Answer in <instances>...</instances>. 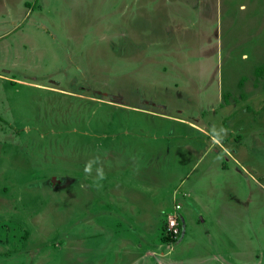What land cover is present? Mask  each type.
<instances>
[{
    "label": "rangeland",
    "instance_id": "374dc122",
    "mask_svg": "<svg viewBox=\"0 0 264 264\" xmlns=\"http://www.w3.org/2000/svg\"><path fill=\"white\" fill-rule=\"evenodd\" d=\"M4 76L0 264H219L220 234L252 249L234 263L264 264V0H0ZM241 145L238 161L216 153ZM89 151L140 188L133 205L106 195L123 214L86 219L69 178ZM200 179L211 220L190 224L182 193Z\"/></svg>",
    "mask_w": 264,
    "mask_h": 264
},
{
    "label": "crops",
    "instance_id": "0c3cea01",
    "mask_svg": "<svg viewBox=\"0 0 264 264\" xmlns=\"http://www.w3.org/2000/svg\"><path fill=\"white\" fill-rule=\"evenodd\" d=\"M5 78H7L6 76H4V78H2V77H0V79H2V80H10L11 82H13V80L11 79V78H9V79H5ZM15 83V82H14ZM156 104V103H155ZM124 105V104H123ZM138 105V104H137ZM136 104H133V106H137ZM152 106H155V105H153V103H151V105L149 106V108H151V109H149V111H147L148 113H150L151 114V112H155L154 111V108H152ZM136 108H138V109H140V110H142L141 108V106H137ZM263 109H264V105H263V107H262ZM144 111V110H143ZM146 111V110H145ZM1 112V111H0ZM3 118H5L4 117V115L2 116ZM187 124H188V126H190L191 128H193V129H195V130H197L198 132H200V133H202L203 134V132H202V130H201V128H202V126L200 125H196V127L192 124V123H190V122H188L187 121ZM197 128V129H196ZM199 128V129H198ZM203 136H205L204 134H203ZM262 138V137H261ZM205 140V139H204ZM205 142V141H204ZM219 151H221V152H223V154H224V156L226 157V162H228L229 160H234V161H238V159H237V156H241V157H243V158H245L246 157V155H247V149H245V145H241V147L239 146V147H234V149L233 150H231V152L229 153V152H227V151H224V150H222V149H220V148H218V149H216V153H218ZM206 152H207V150H205V152L202 154V155H200L198 158H197V160H196V164H198V162H200L202 159H203V157L205 156V154H206ZM98 153H95L94 151H89L88 153H87V155L89 156L88 157V159L86 160V163L88 162V161H90V160H92V159H94V156L95 155H97ZM106 154V153H105ZM243 155V156H242ZM92 159H91V158ZM103 161L101 160V167H103V170H104V173H105V179L101 182L102 183V185H103V187L102 188H97L96 187V185H95V168L97 167V166H95V165H93V173H92V175L91 176H88V175H86L85 173H84V168L83 169H80V171H79V173L78 174H72L73 176H70V178H69V180H70V185H73V186H75V187H81V188H86L85 189V198H87V197H90V201H88L87 199H86V207H85V209H84V214L86 215V219L87 218H90V217H94V213H105L106 215H108V216H112V215H114V214H116V215H118L119 213L120 214H123L122 212H124V209L122 208L121 210H119V208L117 207V209L114 207V206H112L113 208H115V210H112V209H109L106 205H108L109 206V204H111V202L112 201H115L114 200V197H111V199H110V196H108V198L106 197V195L108 194V192L109 191H114V192H116L115 194L116 195H118L121 191H122V193H120V199H123V198H128L129 199V205H133L134 203H136L137 202V197H138V195L141 193L140 192V188H139V190H138V192H139V194L138 193H136L134 190H133V187H128L127 186V183H125L124 181L123 182H120V181H117L116 180V177H115V175H109L108 176V169H107V166H105L103 163H102ZM86 163H85V165H86ZM235 164H237V163H235ZM85 165H84V167H85ZM100 167V166H99ZM221 167H223V172H227V170L225 169V167L224 166H221ZM211 168V167H210ZM235 169L236 170H238V172L239 173H241V170H240V168L239 167H235ZM121 171V170H120ZM212 171H214L213 169H212ZM216 171V170H215ZM255 171H256V173H258L259 172V170L258 169H256L255 168ZM81 172H83L84 173V178L83 177H81L80 176V173ZM111 172H113L112 170H111ZM118 174V173H117ZM188 174V173H187ZM186 174V175H187ZM261 174V173H260ZM259 175V174H258ZM117 177H118V175H116ZM189 175H187L185 178H187ZM247 178H249V180H253V182L256 184L257 182H256V179L253 177V175L252 174H248V175H245ZM208 177H209V180L207 181V183L205 184V185H208V187H217V185H216V183L213 181V174L211 173V172H209V174H208ZM83 178V179H82ZM119 178H120V176H119ZM184 180V177L182 178V181ZM198 180V179H197ZM81 181V182H80ZM117 181V182H116ZM77 182H79V184L77 183ZM112 182H114V183H112ZM224 184V182H221L220 184H219V186L218 187H220L221 189H222V191H223V189L224 188H226V187H228V186H226V187H221L220 185H223ZM227 184L228 185H231L230 183H229V181H227ZM202 185H204V183H203V181H201V179H200V181H198L197 183H194L193 185H191V186H189L188 188H187V190H184L183 191V196H185L186 198H187V205H188V207H186V208H184V210H185V214L186 215H184V219L187 221V223H190L191 224V222L193 221V214H191L190 212L191 211H193V212H199L200 210H202L201 211V214H200V221H205L207 218H210V220H211V216H210V210H209V212H208V210H207V203H206V201H205V199H204V197L202 196V193H201V187H202ZM136 187V186H135ZM95 188V189H94ZM125 188H128V193H127V197L125 196L126 195V189ZM137 188V187H136ZM123 189V190H122ZM129 189H132V190H129ZM232 189H234V188H230L229 187V190L228 191H226V192H224L228 197H229V199H231V200H234V201H236L237 200V197H236V194H235V191H232ZM94 190H95V192H94ZM176 189H173V192L175 191ZM74 193L76 194V191H74ZM93 193L94 194H97L100 198H95V197H93ZM119 198V197H118ZM77 197L74 195V200L75 201H77ZM5 200V199H4ZM6 201V200H5ZM101 202L102 203V205H104V208H94V206H93V203H98V202ZM117 201V203H119L118 205H120V204H124V202H119L118 200H116ZM87 202H88V204H87ZM242 203L240 200H238L237 201V203ZM247 202V201H246ZM116 203V204H117ZM106 206V207H105ZM121 206V205H120ZM124 207V206H123ZM182 207V206H181ZM180 207V208H181ZM225 207V206H224ZM224 207H223V210H224ZM224 212H220V214L218 215V216H216V217H214V222H215V224L216 225H218L219 227H221V225L222 224H224V223H226V224H228L229 222H228V219L227 218H229L228 217V215H226L225 216V214H223ZM88 216V217H87ZM121 217V216H120ZM122 218H123V216H122ZM199 219V218H198ZM186 227V226H185ZM204 231V234L203 235H205V236H210V233H209V231H208V229H204L203 230ZM185 233H186V231H185V229H184V231H183V234L185 235ZM220 233H222V231L220 232ZM182 234V236H181V238H180V241L183 239V237H184V235ZM221 235V234H220ZM220 235H215L216 236V240H215V245L216 246H219V245H222V246H224L225 248H220V249H216L215 251L217 252V254H218V258H219V260H218V262H219V264H236V263H234L235 261L233 260L236 256H239L238 255V253L240 252V253H248V255H249V257L251 256V251H252V249H249V248H237V249H234V248H232V247H229L227 244H228V241L227 240H223V239H220ZM180 241H179V243H180ZM222 243V244H221ZM226 252H228V253H226ZM253 253H255V251L253 252ZM253 256V255H252ZM239 257H242V255L241 256H239ZM251 259H252V257H251Z\"/></svg>",
    "mask_w": 264,
    "mask_h": 264
},
{
    "label": "clouds",
    "instance_id": "9594fccd",
    "mask_svg": "<svg viewBox=\"0 0 264 264\" xmlns=\"http://www.w3.org/2000/svg\"><path fill=\"white\" fill-rule=\"evenodd\" d=\"M228 131L229 130L223 126H220L219 128H217L216 126H213L211 130V135L215 143L220 144L221 141L226 137ZM98 163H99L98 158H94L88 161L84 167V173L88 176H91L93 173V165L98 164ZM104 179H105V173H104L103 167H96L95 168V185L98 189L103 187L101 182Z\"/></svg>",
    "mask_w": 264,
    "mask_h": 264
},
{
    "label": "trees",
    "instance_id": "16d2710c",
    "mask_svg": "<svg viewBox=\"0 0 264 264\" xmlns=\"http://www.w3.org/2000/svg\"><path fill=\"white\" fill-rule=\"evenodd\" d=\"M259 70H260V68H259V67L255 69V71H257V73H258V74H260V73H261V72H259ZM1 120H2V118H1Z\"/></svg>",
    "mask_w": 264,
    "mask_h": 264
}]
</instances>
